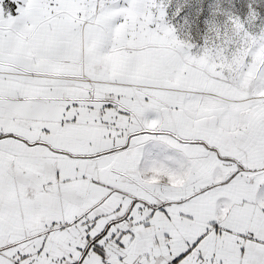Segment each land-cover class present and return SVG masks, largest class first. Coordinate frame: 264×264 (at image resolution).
<instances>
[{
  "label": "snow or ice",
  "instance_id": "obj_1",
  "mask_svg": "<svg viewBox=\"0 0 264 264\" xmlns=\"http://www.w3.org/2000/svg\"><path fill=\"white\" fill-rule=\"evenodd\" d=\"M171 5L0 0V264H264V0Z\"/></svg>",
  "mask_w": 264,
  "mask_h": 264
},
{
  "label": "rangeland",
  "instance_id": "obj_2",
  "mask_svg": "<svg viewBox=\"0 0 264 264\" xmlns=\"http://www.w3.org/2000/svg\"><path fill=\"white\" fill-rule=\"evenodd\" d=\"M204 0H172V5L169 10V22L177 27L178 34L183 38L187 32H199L201 35L204 31L203 21L198 22L199 7ZM222 3L225 7L230 4H238L240 0H209L210 4ZM179 5H184V11L180 17H175L172 13ZM210 11V9H209ZM207 18V17H206Z\"/></svg>",
  "mask_w": 264,
  "mask_h": 264
}]
</instances>
